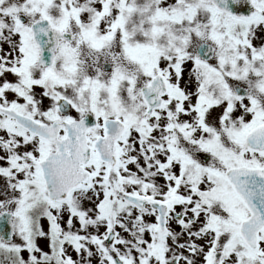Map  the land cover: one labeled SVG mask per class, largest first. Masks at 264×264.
I'll use <instances>...</instances> for the list:
<instances>
[{"label": "snow or ice", "instance_id": "obj_1", "mask_svg": "<svg viewBox=\"0 0 264 264\" xmlns=\"http://www.w3.org/2000/svg\"><path fill=\"white\" fill-rule=\"evenodd\" d=\"M0 264H264V0H0Z\"/></svg>", "mask_w": 264, "mask_h": 264}]
</instances>
